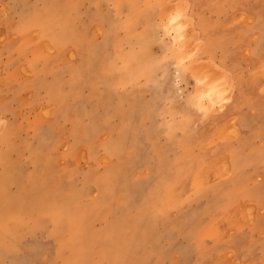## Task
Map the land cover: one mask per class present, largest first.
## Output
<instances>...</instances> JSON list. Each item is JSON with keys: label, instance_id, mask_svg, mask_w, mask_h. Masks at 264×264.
I'll return each mask as SVG.
<instances>
[{"label": "rangeland", "instance_id": "1", "mask_svg": "<svg viewBox=\"0 0 264 264\" xmlns=\"http://www.w3.org/2000/svg\"><path fill=\"white\" fill-rule=\"evenodd\" d=\"M0 264H264V0H0Z\"/></svg>", "mask_w": 264, "mask_h": 264}, {"label": "bare ground", "instance_id": "2", "mask_svg": "<svg viewBox=\"0 0 264 264\" xmlns=\"http://www.w3.org/2000/svg\"><path fill=\"white\" fill-rule=\"evenodd\" d=\"M176 30H177V29H176ZM198 76H200V75H197L198 80H199L200 78H202V80H203V77L200 76V78H199ZM198 80H196V81H198ZM202 80H201V81H202ZM205 81H206V80H205ZM199 82H200V80H199ZM203 82H204V81H203ZM205 83H208V82H205ZM208 85H209V84H208ZM202 86H203V85H202ZM204 87H205V88H204V89H205V93L207 94V95H206V94H205V95L208 96V97H210L211 99H213L214 96H213L212 94H214L215 91L212 89V87H209V86H207V85L204 86ZM208 87H209V90L207 89ZM211 90H213V92H211ZM216 96H217V95H216ZM211 99H210V100H211ZM213 101H214V100H213Z\"/></svg>", "mask_w": 264, "mask_h": 264}]
</instances>
